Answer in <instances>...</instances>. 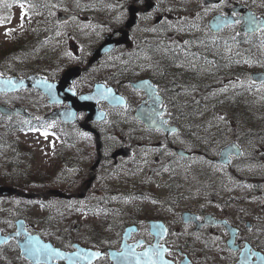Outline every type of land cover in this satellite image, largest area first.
Segmentation results:
<instances>
[{"label": "flooded vegetation", "instance_id": "flooded-vegetation-1", "mask_svg": "<svg viewBox=\"0 0 264 264\" xmlns=\"http://www.w3.org/2000/svg\"><path fill=\"white\" fill-rule=\"evenodd\" d=\"M44 1L48 12L41 14L42 35L60 41L63 53L61 59L45 67L46 72L60 76L68 68L80 66V77L72 85L77 94L90 93L96 85L99 88L96 99L80 100L79 121L68 124L76 129L75 134L80 132L77 138H80V156L75 157L78 154L73 153L69 167L72 172L77 171L73 179L80 174V204H84L81 210L95 217L87 229L77 228L69 236L53 230L47 218L33 221L23 212L21 207L29 206L32 199L0 195V264H85L83 252L72 257L49 252L48 263H34L23 255L20 246L28 234L40 235L67 252L77 251L76 243L102 252L91 264H117L115 260L136 264L129 261L132 251L143 253L148 248L162 253L154 257L158 264H264L262 136L254 130L240 131L236 139L223 141L214 149L210 137L201 133L195 135V130L183 131L172 122L165 90L167 77L172 78V84L182 82L186 89H208L211 84L191 71L194 63H184L182 58L197 57L200 66L201 60L209 59L210 54H215L216 58H210L209 63L223 68L214 73V79L223 76L215 82V87L225 86L235 98L240 86H259L253 74L260 71L256 67L259 64L256 55L261 52L264 35L247 34L240 28L247 13L264 14V6H259L263 0H199L194 6L183 1V9L182 6L177 8V0ZM168 1L170 4L166 5ZM35 13L37 15L32 10L34 35L37 32ZM66 14L73 15L65 18ZM218 14L228 16L231 23L214 33L209 21ZM106 42L107 46L102 47ZM101 48L104 50H99ZM16 56L12 54L6 59L13 60ZM178 60H182V66L177 65ZM0 69L10 75L31 71L13 69L12 65L0 66ZM143 79L156 86L155 94L161 97L157 107L164 108L162 114L151 115L153 124L157 123L155 127L138 115L141 106L157 101L148 94L150 91L134 85ZM37 93L34 89L1 93L0 103L21 106L41 118L32 97ZM38 94L51 108L49 112L68 107L67 103L49 104L45 96ZM123 113L145 131L133 134L119 130L116 121ZM38 117L29 121L42 122ZM21 119L28 120L24 115H0V126L7 128L11 122ZM245 119L256 120L255 117ZM50 122L66 125L60 119ZM20 132L30 131H0L2 156L6 164L16 170L23 168L32 155L21 146ZM138 137L144 138L148 146L153 141L158 163L155 170L161 168L162 158L171 152V160L181 167H185L183 164L194 166L192 171L197 172L199 179L193 188L187 185L182 190L176 179L166 176L163 187L168 189L167 201L173 198L171 213L157 211L143 220V210L129 213L123 205L124 201L147 199L152 186L150 171H142L138 164L140 153L136 146L142 143L137 141ZM235 141L238 147L228 155L229 161L218 162L223 147ZM171 163L169 161V165ZM120 168H127L131 173L138 171L134 176L139 177L119 175ZM213 169L218 170L219 175L216 176ZM68 184L73 185L75 181ZM50 188L39 192L41 195L36 199L53 197L60 203L61 197L46 193ZM220 188L226 193H219ZM9 199L18 203L14 212L5 204ZM61 199L68 201L76 197ZM7 236L10 238L5 241Z\"/></svg>", "mask_w": 264, "mask_h": 264}, {"label": "rangeland", "instance_id": "rangeland-1", "mask_svg": "<svg viewBox=\"0 0 264 264\" xmlns=\"http://www.w3.org/2000/svg\"><path fill=\"white\" fill-rule=\"evenodd\" d=\"M183 1L190 6H194L199 2V0H177L178 9L180 6L183 9ZM5 3L8 4L7 8H0V66L11 67L12 65L13 69L28 68L31 70L29 73L48 74L43 73L46 71L45 67H48L50 62H57L58 59L62 58L63 53L60 52L62 50L61 42L57 39L53 41V38H45L43 42L37 45L35 38L31 35V20L26 13L30 3L24 0H12ZM168 3L169 1L166 2V5ZM259 6H264V0L261 1ZM261 46L260 54L256 55L259 58V64L256 67L264 70V44ZM69 48H71V45H69ZM12 54L17 56L13 60L6 59ZM215 56V54H210L209 59L201 60L202 64L200 66L197 63L200 59H197V57L182 58L184 63H194L191 71L196 72L203 82L211 84L206 90L200 91L199 87L186 89L182 82L180 85H175L172 84V78L167 77V89L165 90L167 91L168 104L166 106L168 113L172 115V122L180 126L183 131L195 130L197 131L195 135L201 133V135L210 137L214 149L218 148L223 141L236 139L240 131L252 130L260 133V136H262L260 144L264 146V84L254 88H247L248 84L244 88L240 86L241 90L237 91L235 98H232V92L224 89L225 86L215 87V82L223 77L220 76L214 79L215 71L220 72L223 70L221 67H214V63H209L210 58H216ZM182 60H178V66H182ZM1 70L0 74L10 75L9 72H2ZM177 81L180 82V79L177 78ZM32 97L35 99L37 112L41 116L51 110L41 95L37 93ZM120 116L116 121L119 130H128L133 134L145 131L132 122L130 116L125 118V113L120 114ZM246 117H255L256 120L253 122L252 119H245ZM50 126L52 125L49 124ZM44 128L46 127L41 126L30 133L20 132L18 134V138H21V146L32 153L31 159L26 160V165L20 168L21 170L15 171L12 166H8L0 149V184H11L21 188L24 192L30 193H39L50 187L59 188L65 192H79V185L72 187L73 185L68 184L70 181H76L73 179L76 173L74 174L69 170L70 167L53 168L52 164L58 162L56 150L61 147H64L61 156L64 160H68V163L73 159L71 156L73 153L78 154L75 157L80 156V138L77 139L80 132L68 135L59 127H56L55 129L61 133L59 139L57 133H53L55 132L54 129ZM67 137L75 139L73 140L75 143H68ZM137 141L142 142L136 146L137 151L140 153L138 164L141 166L142 171H150L152 186L149 187L147 199L124 201L123 205L129 213L143 210L144 217L142 220L146 215H151L157 211L171 213L173 198L170 202L167 201L169 197L168 189L163 187L166 176L170 175V178L176 179L182 185V190H185L187 185H192L193 188L194 184L199 181L196 176L197 172L192 171L194 166L183 164L187 167V171L185 167H181V165L171 160V152L162 158L161 168L155 170L154 168L157 167L158 163L155 161L157 150L153 145V141L152 145L149 146L144 143L145 139L142 137H138ZM169 161L172 162L170 165ZM212 171L216 176L219 175L218 170L213 169ZM118 173L133 178L139 177V175L134 176L138 171L131 173L127 168H120ZM22 177H25V182ZM38 178H45V180L37 181ZM219 193L226 192L220 188ZM17 200L19 201L18 197ZM5 204L10 207L11 212H14L18 206L17 201L12 199L6 200ZM22 204H25V202ZM83 207L84 204H80V201L63 205L50 197L45 200L32 198L31 204L21 207V210L29 215L33 221L47 218L48 222L52 223L50 225L53 230H60L64 234L70 235L71 226L78 229H87L94 221L95 216L92 213L86 214L83 212L81 210ZM70 213L71 218L69 217ZM36 224L38 225L37 221Z\"/></svg>", "mask_w": 264, "mask_h": 264}, {"label": "water", "instance_id": "water-1", "mask_svg": "<svg viewBox=\"0 0 264 264\" xmlns=\"http://www.w3.org/2000/svg\"><path fill=\"white\" fill-rule=\"evenodd\" d=\"M254 18L255 21L260 24L264 25V16H256L254 13L249 12L245 16V23L241 27V31L246 33H256L259 32L262 27H257L256 23H250V19ZM230 21L223 17L222 15H217L213 18L210 25L213 28V30L218 31L220 30L224 25L228 24ZM108 42H106L102 47H106ZM100 50H104L101 48ZM80 76V67H71L69 68L61 77V79L57 82H51L45 77H42L37 74H31L26 78H19L17 76L12 77H5L0 76V93L3 91H17L24 88H35L38 91H42L46 95L50 97V102H58L62 103L66 100L70 103V108L66 109L65 111H59L55 114H52L50 117H61L66 121H74L76 118V112L78 110V107L80 105V97H77L75 94V90L70 89V85L73 83L74 79L76 77ZM254 78L259 81H264V71L256 72L254 73ZM136 87L143 88L147 92L150 91L148 94L155 96L157 101L156 102H150L148 105H145L144 107L141 106L138 111V115L145 117L144 120L149 123L150 126H157L156 124H153V119H151L154 116H151L152 114L160 115V113L163 112L164 108L157 107V104H160L161 97L159 95H156V87L152 86L151 83L145 79L141 80L137 83H134ZM94 94V93H93ZM91 94V95H93ZM90 95V94H89ZM149 95V96H150ZM87 97V96H86ZM159 99V100H158ZM88 100H93V98H89ZM0 112L7 114V115H15L21 112H25L24 109L17 107V108H9V107H3L0 105ZM72 114V116L70 115ZM163 120L161 119V122ZM238 147L237 143H231L230 145L226 146L222 152H221V158L217 159L218 161H229L228 154L231 152L236 151V148ZM226 159V160H225ZM12 191H17L16 189L10 187V186H0V193H9ZM21 193L20 191H18ZM57 192V191H56ZM30 195V194H29ZM65 195V194H63ZM160 223V222H159ZM7 238V237H6ZM21 250L25 257L40 261V258L45 259V261H48L45 258V249L46 247H52L51 243H44L38 235H27V239H25L21 244ZM39 249V251H37ZM126 258V257H124ZM143 259V258H142ZM131 263H136V257L132 256L129 260ZM117 264H125L126 260H115ZM90 263V261L88 262Z\"/></svg>", "mask_w": 264, "mask_h": 264}, {"label": "snow or ice", "instance_id": "snow-or-ice-1", "mask_svg": "<svg viewBox=\"0 0 264 264\" xmlns=\"http://www.w3.org/2000/svg\"><path fill=\"white\" fill-rule=\"evenodd\" d=\"M21 7H23V5H21ZM236 23H239V21L237 20ZM250 23H256L257 27L264 28V25L258 24L254 18L250 19ZM126 247H130V246H126ZM37 251H39V249H37ZM131 254L136 257V264H158L157 259H154V257L158 258L162 255L161 252L154 251L152 248L146 249L143 253H135L134 251H132ZM98 255H99L98 253H87L84 258L98 256ZM167 264H170V262H167Z\"/></svg>", "mask_w": 264, "mask_h": 264}, {"label": "trees", "instance_id": "trees-1", "mask_svg": "<svg viewBox=\"0 0 264 264\" xmlns=\"http://www.w3.org/2000/svg\"><path fill=\"white\" fill-rule=\"evenodd\" d=\"M1 1V0H0ZM36 2V7H39V8H41L42 10L44 9V8H46V2L44 1V0H35ZM22 180H25V177H22Z\"/></svg>", "mask_w": 264, "mask_h": 264}]
</instances>
